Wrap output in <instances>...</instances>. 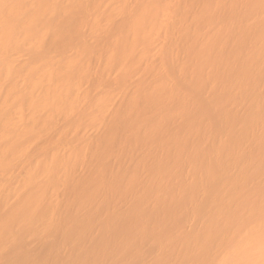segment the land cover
Listing matches in <instances>:
<instances>
[{
	"label": "bare ground",
	"instance_id": "1",
	"mask_svg": "<svg viewBox=\"0 0 264 264\" xmlns=\"http://www.w3.org/2000/svg\"><path fill=\"white\" fill-rule=\"evenodd\" d=\"M0 264H264V0H0Z\"/></svg>",
	"mask_w": 264,
	"mask_h": 264
},
{
	"label": "rangeland",
	"instance_id": "2",
	"mask_svg": "<svg viewBox=\"0 0 264 264\" xmlns=\"http://www.w3.org/2000/svg\"><path fill=\"white\" fill-rule=\"evenodd\" d=\"M22 58H23V57H22ZM23 59H24V58H23ZM23 59H22V60H23ZM92 65H93L94 67H96V66L98 65V61H97V60H96V61L94 60L93 63H92ZM85 87H86V85H85ZM92 131H93V132H92ZM92 131L90 132V134H91V135H95V134H96V130H92ZM20 172H21V171H20Z\"/></svg>",
	"mask_w": 264,
	"mask_h": 264
}]
</instances>
